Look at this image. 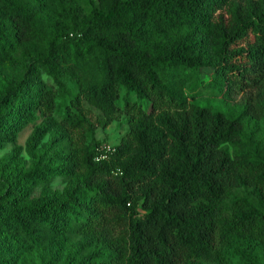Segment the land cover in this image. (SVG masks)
I'll list each match as a JSON object with an SVG mask.
<instances>
[{
	"label": "trees",
	"instance_id": "obj_1",
	"mask_svg": "<svg viewBox=\"0 0 264 264\" xmlns=\"http://www.w3.org/2000/svg\"><path fill=\"white\" fill-rule=\"evenodd\" d=\"M15 64L0 264H264V0H0V70ZM201 68L224 108L185 92ZM84 103L101 127L126 118L110 150Z\"/></svg>",
	"mask_w": 264,
	"mask_h": 264
},
{
	"label": "rangeland",
	"instance_id": "obj_2",
	"mask_svg": "<svg viewBox=\"0 0 264 264\" xmlns=\"http://www.w3.org/2000/svg\"><path fill=\"white\" fill-rule=\"evenodd\" d=\"M212 74L211 68H201L194 71V78L191 81H187L185 84V92L188 93L189 87L191 84H196V90L201 93L200 96L195 97V101L201 105V106H219L221 108L225 107V102L221 98H214L210 96L208 93L210 86H207V88L203 87V85H206V82L209 80L210 76ZM1 77H10V76H20L23 77L25 75V70L23 68L22 64H15L12 66H9L8 68H3L0 70ZM65 83L67 87L71 90L74 89V84L68 80L65 79ZM238 98V97H237ZM130 99L134 100L133 95H130ZM59 101V100H57ZM119 104H122V100L119 101ZM84 111L86 114V117L88 120L94 125L95 127V138L99 140L101 143H103L107 147H112L113 145H116L118 141L120 140V137L126 132L127 130V124H126V118L122 115L118 116L114 121H112L110 124H108L105 127H101V122L103 120V117L101 113L94 107L88 105L87 103L83 104ZM42 120V117L37 116L36 117V123L39 124ZM33 129V126L26 127L21 134L19 135L17 139L16 145L20 147V151L18 152L15 159H12L16 165L20 168L28 169L32 163L31 157L29 156L27 152V140L29 135L31 134ZM48 135L44 137L42 142L47 141ZM76 141L78 143L84 142V135L78 131V134L76 136ZM16 152V147L8 144L4 148L0 150V163H6L10 159V157ZM1 179V175H0ZM64 186V182L60 178H55L51 183V189L52 190H60ZM4 189L0 187V198L3 195ZM40 193V188L36 189V191L33 194V197L38 196ZM10 257V255H8ZM0 259L5 260L7 259V256H2Z\"/></svg>",
	"mask_w": 264,
	"mask_h": 264
},
{
	"label": "built area",
	"instance_id": "obj_3",
	"mask_svg": "<svg viewBox=\"0 0 264 264\" xmlns=\"http://www.w3.org/2000/svg\"><path fill=\"white\" fill-rule=\"evenodd\" d=\"M105 149H106V150H110V147H107V146H106ZM111 150H112V149H111ZM103 157H104V156L101 155L99 158H103Z\"/></svg>",
	"mask_w": 264,
	"mask_h": 264
}]
</instances>
